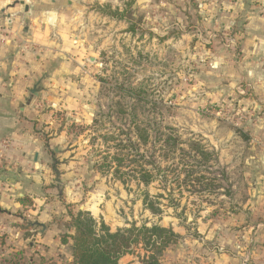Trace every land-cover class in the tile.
Wrapping results in <instances>:
<instances>
[{
    "label": "rangeland",
    "instance_id": "374dc122",
    "mask_svg": "<svg viewBox=\"0 0 264 264\" xmlns=\"http://www.w3.org/2000/svg\"><path fill=\"white\" fill-rule=\"evenodd\" d=\"M127 2L130 0H78L72 6L70 23L74 31L82 34L85 52L94 60L86 59L88 70L76 74L80 84L74 93L78 94L77 102L82 104L84 116L80 122H68L65 126L68 140H78V144L65 157L56 158L74 161L71 165L82 178L80 190L88 196L85 199L82 195L78 202L66 204L65 208L89 210L96 219L104 217L113 230L131 222L170 226L180 239L163 252L161 264H202L200 253L218 255L216 247L232 245L233 235L247 224L239 222L245 213L246 192L239 183L242 176L237 166L248 143L264 148V135L258 136L253 129L258 114L237 108L226 99H216L220 87L231 81L211 68L202 52L207 48L216 50L218 42L209 41V35L216 39L215 35L223 30L201 24L207 14L196 8L200 0H150L151 6L139 11L132 0L125 18L120 20L103 13L106 8L123 10ZM205 17L209 21L208 17L212 19L213 15ZM130 23L133 31L128 28ZM229 34L226 39L230 38ZM222 40L220 45H224ZM132 108L135 110L131 111ZM132 120L148 128L153 144L142 147L141 152L146 159L154 152V163L160 168L157 179L148 186L133 179L126 183L117 179L113 175L115 163L103 172L97 166L106 165L109 155L119 150L117 143H125L130 135L134 136ZM165 133L202 140L217 155L211 167L214 175L219 176L223 168L226 179L219 180L222 187L214 193L173 191L179 206L173 209L165 205L166 198H160L163 213L155 216L144 208L142 194L148 191L150 195L162 193L166 197L164 179L170 189L174 185L171 169L179 159L177 151L168 159L162 156L165 148H160L161 141L155 139ZM235 133L239 138H234ZM105 156H108L106 162ZM86 174H89L87 178ZM30 235L27 232L26 236ZM31 244L0 245V257L22 250L25 260L40 261L42 245L33 241ZM189 245H193L192 252ZM226 252L234 253L231 249ZM139 253L143 254L141 248L126 254L119 264H141ZM55 257L47 254L43 260L56 264ZM67 258L62 254L59 264H69Z\"/></svg>",
    "mask_w": 264,
    "mask_h": 264
},
{
    "label": "crops",
    "instance_id": "0c3cea01",
    "mask_svg": "<svg viewBox=\"0 0 264 264\" xmlns=\"http://www.w3.org/2000/svg\"><path fill=\"white\" fill-rule=\"evenodd\" d=\"M77 1L0 0V245L32 246L33 241L42 245L43 256L55 254L56 264L62 254L71 258L70 238L61 242L62 233L73 232L65 226L69 219L65 205L88 196L80 190L82 178L71 165L74 161L56 159L78 144V140H68L65 126L84 116L74 93L80 84L76 74L88 70L86 59L94 60L85 52L82 34L70 23ZM135 1L138 11L151 6L150 0ZM197 7L201 14L205 10L213 15L209 21L204 15L202 25L230 33L224 40L219 33L216 39L209 35L218 47L202 52L211 68L231 81L220 87L216 99L257 113L253 129L263 136L264 12H260L264 0H200ZM35 85L38 93L32 95L30 89ZM237 133L234 138H239ZM244 151V160L240 158L237 166L242 176L239 183L246 192L245 213L239 222L247 224L233 235L232 245L216 247L218 255L200 253L202 264H264V148L248 143ZM54 161L61 193L46 197L43 187L56 184ZM33 220L44 223L45 230L28 226ZM27 232L31 235L26 236ZM189 249L192 252L193 245ZM230 249L234 253L226 252Z\"/></svg>",
    "mask_w": 264,
    "mask_h": 264
},
{
    "label": "trees",
    "instance_id": "16d2710c",
    "mask_svg": "<svg viewBox=\"0 0 264 264\" xmlns=\"http://www.w3.org/2000/svg\"><path fill=\"white\" fill-rule=\"evenodd\" d=\"M131 2L132 0L127 2L123 10L106 8L103 13L119 20L124 19V13ZM128 28L133 31V24L130 23ZM220 37L225 39L226 35L221 33ZM133 110L135 108L131 109V111ZM130 125L134 128V136L130 135L125 143H121V141L117 143L116 147L119 150L116 149L115 153L109 155L110 160H107L108 156L103 158L104 162L107 160L106 165L99 164L97 166L103 172L115 163L113 175L117 179L123 183L133 179L139 184L148 186L157 179L160 168L154 163V152L150 153V159H146V155L141 152V149L142 147L147 148L153 143H151L150 134L145 125H139L135 120H132ZM165 134L162 135L164 137L158 136L155 139L157 142L161 141L159 142L160 148H165L162 156L168 159L177 151L179 159L171 169L174 175L172 179L174 185L170 189L164 179L163 188L168 190L166 197L162 193L150 195L148 191H144L142 194L144 208L155 216H160L163 213L160 198H166L167 204L165 205L173 209L179 206V200L173 197V191L177 190L180 194L182 193L181 189L187 190L190 194L214 193L222 187L219 180L226 179V171L223 168L219 170V176L214 175L211 167L217 160V155L202 140L192 137L182 139L176 134ZM178 167H180L179 170ZM43 191L46 197L49 195L58 196V188L55 184L46 185L43 187ZM66 214L69 219L65 222V226L73 232L72 234L62 233L61 242L67 243L68 238L71 240L69 264H119L123 256L134 253L137 248L143 250V254H137L141 264H161L163 252L174 247L180 239V235L172 227L158 223L137 225L135 222H131L128 226L111 230L102 218L96 219L89 210L72 211L68 206ZM0 264L47 263L44 262L43 256L40 261L25 260L23 251L18 250L13 255L0 257Z\"/></svg>",
    "mask_w": 264,
    "mask_h": 264
},
{
    "label": "water",
    "instance_id": "95a60500",
    "mask_svg": "<svg viewBox=\"0 0 264 264\" xmlns=\"http://www.w3.org/2000/svg\"><path fill=\"white\" fill-rule=\"evenodd\" d=\"M30 93H31L32 95H37V93H38V89H37V86H36V85L33 86L32 89H30ZM54 150H56V148H54ZM52 167H53V169H54V171H55V177H54V179H55V181H56L58 184H60V182H61V179H60V173H59L58 170L56 169V161H54V162L52 163ZM59 192L61 193V190H59ZM27 224H28V226H36V227L41 228V229H40L41 232H43V231L45 230V228H46L44 223H42V222H40V221H37V220L29 221Z\"/></svg>",
    "mask_w": 264,
    "mask_h": 264
},
{
    "label": "built area",
    "instance_id": "2783aa9c",
    "mask_svg": "<svg viewBox=\"0 0 264 264\" xmlns=\"http://www.w3.org/2000/svg\"><path fill=\"white\" fill-rule=\"evenodd\" d=\"M3 144H5V142H3ZM6 145V144H5Z\"/></svg>",
    "mask_w": 264,
    "mask_h": 264
}]
</instances>
